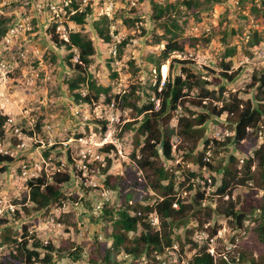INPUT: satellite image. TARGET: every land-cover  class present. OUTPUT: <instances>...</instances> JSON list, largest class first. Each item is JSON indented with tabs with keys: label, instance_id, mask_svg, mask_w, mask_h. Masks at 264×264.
<instances>
[{
	"label": "trees",
	"instance_id": "1",
	"mask_svg": "<svg viewBox=\"0 0 264 264\" xmlns=\"http://www.w3.org/2000/svg\"><path fill=\"white\" fill-rule=\"evenodd\" d=\"M70 1L73 9H76L80 0ZM225 1H150L151 20L155 29L160 30L158 34H153L154 43L162 44V49L145 57L151 67L145 68L144 81L132 83L128 89L117 94L112 93L111 86L101 85L89 72L96 49L82 28L92 13L90 3L81 11L76 10L69 15V21L81 29L70 31L67 41L59 40L56 35L51 37L57 47L74 50L76 55L73 65L70 62L73 55L64 56L72 75L63 72L62 84L74 105L93 107L102 98L106 104L113 102L118 110L128 114V121L118 128L114 138L122 142L126 137L131 143L129 161H123L122 173L110 172L117 158V149L112 143L98 147L100 161H84L91 172L102 177V187L110 194V199L102 202L79 198V203L82 202L86 208L84 214H87L89 221L101 224L103 239H98L95 233L87 244H76L67 238L58 245L51 241L44 245L34 234L28 235L25 225L19 236L12 231V223L21 216L16 210L10 220L0 217V245L10 247L8 253L0 258V264H53L55 259L65 257L73 261L83 258L86 264H159L157 255H162L174 243L183 249L181 238L175 231L186 225L189 215L195 221L196 228H209V239L217 227L214 224L208 227L204 225L209 224L215 216L230 219L237 226L242 225L247 218H252L257 225L247 231L248 235L240 242L237 256L228 259L214 258L206 244L197 246L195 241L185 237V243L196 251L184 264H264V141L259 142L258 135L261 130L264 131V71L253 70L241 92L225 95V84L233 82L239 74V69L233 70L232 62L236 47L226 44L228 33L241 41L243 52L248 56L251 50L257 49L264 41L262 33L249 28L246 38L237 25L228 32L226 28L220 30L221 25H218L212 28V32L222 33L225 47L220 61L215 65L217 69H196L189 60L173 58L169 61L163 82L159 74L161 65L171 54H184L186 49L194 48L197 42L208 44L210 38L182 37L185 24L190 18L199 20L201 13ZM246 1L239 0L238 4L244 7ZM250 13L264 19V0H260L258 6L252 3ZM8 21V17L0 16V38L6 33ZM123 21L132 27L138 18L125 17ZM222 21L226 23L227 19L223 18ZM109 22L102 15L92 23L94 31L104 43H111ZM51 31L54 32V29ZM141 34L146 35V30L142 29ZM131 38L125 37L115 43L117 59L121 58ZM54 56L50 55L49 59L54 60ZM129 64L134 73L139 70L132 62ZM175 66L179 69L174 70ZM223 115L225 125H221V128L230 134L222 140L205 138V124ZM6 118L0 114V141L4 139ZM96 124L95 135L101 139L106 133V122L96 120ZM41 127L40 117L34 125L37 135ZM83 129L87 130V127ZM75 136L81 138L86 135L77 131ZM55 147L43 150L44 157L47 158ZM220 149L227 151V157L220 158L216 164L203 160L207 151L211 150L212 158H215ZM177 155L201 168L205 167L213 182L215 175L219 176L214 191L217 196L214 205L213 200L206 203L205 192L196 188L199 180L205 179L201 174L185 168L187 177L184 181L176 180L177 176L169 165L176 161ZM12 162L13 157L0 153L1 172L6 171ZM54 164L56 169L51 176L41 169L36 177L26 181V191L20 200L15 201V204L22 205L26 213H45L52 205L77 201L76 194L68 197L63 188L70 182L72 175L81 178V170L76 168L74 159L67 151L65 163L55 160ZM174 167L179 168L180 165L174 164ZM189 179L192 182L188 183L185 191L196 188L191 202L177 195ZM83 184L82 181L81 189L85 193L90 191ZM238 187L242 188L240 195L232 198V192ZM26 203L29 206H24ZM95 206L99 209L97 213L93 211ZM152 218L157 220V225H152ZM56 221L60 222V219ZM70 223L76 228V223Z\"/></svg>",
	"mask_w": 264,
	"mask_h": 264
},
{
	"label": "rangeland",
	"instance_id": "2",
	"mask_svg": "<svg viewBox=\"0 0 264 264\" xmlns=\"http://www.w3.org/2000/svg\"><path fill=\"white\" fill-rule=\"evenodd\" d=\"M22 1L0 0V16L9 18L6 33L0 38V114L12 119L11 125L5 129L4 139L0 141V153L8 154L14 158V162L8 165L6 171H0V200L12 203L15 207L13 212H4L1 218L10 220L13 213L16 210L19 211L21 216L12 223V231L19 236L22 226L25 225L28 227V235L34 234L42 240L44 245L47 241L58 245L61 240L67 238L76 244H87L95 233L98 234V239H103L104 235L100 228L101 224L91 223L87 214H84L86 208L82 202L79 203V198L83 197L82 199L98 202L105 201L106 198L110 199V194L102 187L100 175L89 169L86 175H82L81 178L72 175V179L64 186L63 191L68 197L76 194L77 201L63 202L57 206L52 205L45 213L34 211L26 213L22 209V205L15 204V201L20 200L26 191L25 184L29 178L36 177L41 169L47 176H51L56 169L55 160L65 163L66 151L74 159L76 168L85 160L100 161L101 156L97 153V149L106 133L103 138L97 139L94 129L97 125L96 120L105 121L106 129L110 123L115 128L112 141L116 145L117 158L110 172L122 173L123 161H129L128 151L131 148V143L126 137L122 142L118 141L114 135L118 132V128L128 121V114L118 110L113 102L106 104L102 98L93 107L88 105L79 107L72 103L67 96L68 91L65 85L62 84V73L64 72L68 76L72 75L69 66L65 64L64 56L71 53L73 56L70 58V62L73 65L76 58L74 50H65L64 47H57L52 42V35L58 36V33L56 30L51 31L50 14L46 6H23ZM49 1L57 2L58 0ZM86 1L90 3L92 13L86 19L82 29L92 40L96 49L89 72L101 85L111 86V91L115 94L128 89L132 83L144 81L146 78L145 68L150 69L151 67L145 57L149 53H158L163 46L154 43L153 34H158L160 30L155 29L151 20L150 1L160 2L162 0ZM111 1L113 7L109 10L107 8ZM238 2L239 0H226L224 3L214 4L210 11L201 13L199 20L190 18L186 22L182 37L210 38V40L207 45L197 42L194 48L186 49L184 54H171L163 64L166 67V72L163 74L161 71L163 65L159 69L161 82L164 81L169 61L173 58L189 60L191 66L196 69L202 67L217 69L215 65L220 61L225 47L222 33L212 32V28L218 27V25H221L220 30L226 28L227 32L231 27L237 25L246 38H248L249 28H253L260 31L264 37V19L250 13L252 3L258 6L260 0L253 2L247 0L244 7H241ZM108 10L111 43H104L94 31L92 23ZM125 17L130 19L136 17L138 21L134 26L128 27L123 21ZM223 18L227 19L226 23L222 21ZM61 23L66 26V32L81 29L80 26L69 21L67 14L61 15ZM142 29L146 30V35L141 34ZM60 36L62 37V35ZM125 37L132 38L125 47L121 58L117 59L116 54L112 53L114 45ZM226 44L236 47V54L232 58L233 70L239 69L238 77L233 82L225 84V95L227 96L229 93L241 92L249 82L253 70L264 71V41L257 49L250 51V56L244 54L241 41L230 32L226 37ZM21 53L24 54V57H21ZM53 54L55 55L54 60L49 59V56ZM130 62L139 68L135 73L130 67ZM178 69V66L174 67V70ZM151 73L154 74V71ZM112 74H116V76L112 77ZM62 106L66 108L63 109ZM40 117L42 127L37 135L34 125ZM221 125H225L224 115L209 120L205 124V138L222 140L224 136L229 135L230 132L223 130ZM85 127L87 130L83 129ZM76 130L86 136L76 138ZM260 132L258 134L259 142H263L264 131ZM53 146L56 147L45 158L42 151ZM201 148L202 144L200 143L199 149ZM219 151L215 158H212L211 150L207 151L206 153H209L208 162L216 164L220 158L227 157V151L223 149ZM174 164H179L181 168L174 167ZM169 166L173 168L177 181H184V178L187 177L185 168L196 174H201L205 179L199 180V185H196V188L205 192L206 203L213 200L214 205L217 199L214 191L218 184V175H215L213 182L210 172L205 167L201 168L198 164L181 159L178 155L176 161ZM191 180L189 179L177 193L189 202L192 201L196 189L185 191L188 183L192 182ZM82 181L84 188L90 190L87 193L81 189ZM241 190L242 188H236L232 192V198L240 195ZM88 193L89 195L86 197ZM101 193L107 196L103 197ZM24 206H29V204L26 203ZM97 207L95 206L93 210L96 213L99 211ZM58 218L60 222L56 221ZM70 221L76 223V228L71 225ZM152 224L157 225V220H154ZM212 224L217 229L213 237L209 239L211 234L209 228L207 230L196 228L195 221L189 215L186 225L175 231V234L181 238L183 249L181 250L174 243L172 247L166 248L162 255H157L156 261L159 264H177L181 260L179 264H184L196 251V249H191L190 244H186L185 237L195 241L197 246L206 244L209 253L212 252L211 255L214 258L228 259L231 256H237L240 242L247 237V231L253 229L257 222L252 218H247L242 225L237 226L230 219L215 216L204 227ZM1 232L0 228V234ZM9 249L10 247L7 245H0V255L8 253ZM53 264H86V262L83 258L73 261L65 257L61 260L55 259Z\"/></svg>",
	"mask_w": 264,
	"mask_h": 264
},
{
	"label": "built area",
	"instance_id": "3",
	"mask_svg": "<svg viewBox=\"0 0 264 264\" xmlns=\"http://www.w3.org/2000/svg\"><path fill=\"white\" fill-rule=\"evenodd\" d=\"M87 4L88 3L86 0H80L79 2H77V8L73 9V7L71 6L70 0H58L57 2H51L49 0H23L22 1L23 6H29V7H33V6L41 7L42 5L46 6L47 11L50 14L51 28L56 30V32L58 33V36L56 35L58 37V39L59 40L61 39L64 41H67L68 33L70 31L66 32V29H67L66 26L62 25L61 15L67 14V16L69 17V15L73 14L76 10L81 11ZM112 7H113V3L111 1V2H109V6L107 9L111 10ZM109 10L102 13V15L108 17ZM60 35H62V37ZM112 53L115 54V51L113 50ZM20 55H21V57H24L23 53H21ZM75 62H76V58H75ZM82 95H83V92H82ZM11 122H12L11 118H6L4 129H6L7 126H10ZM114 130H115V128L112 127L111 123H110L106 129V136L99 143L100 146L105 144V143H112L115 145V143L112 141V135L114 134ZM15 131L17 132V129H15ZM260 133L261 132H259V134ZM206 154H207V157H205L204 159L208 161L209 160V153H206ZM96 158H98V157L96 156ZM77 169L81 170L83 176H85L86 173L88 172V168L84 162L81 163L80 165H78ZM201 184L204 185L203 182H201ZM101 195L103 197L107 196L104 193H101ZM225 198H227V196ZM106 200H107V198H106ZM5 208H6V210L4 211ZM14 208L15 207L12 203H6V202L0 200V217H2L4 215V212H13ZM154 220L155 219L152 218L151 221L154 222ZM210 254H212V252H210ZM1 257H2V254L0 255V258Z\"/></svg>",
	"mask_w": 264,
	"mask_h": 264
},
{
	"label": "bare ground",
	"instance_id": "4",
	"mask_svg": "<svg viewBox=\"0 0 264 264\" xmlns=\"http://www.w3.org/2000/svg\"><path fill=\"white\" fill-rule=\"evenodd\" d=\"M161 71L163 74L166 72V67L164 65L162 66Z\"/></svg>",
	"mask_w": 264,
	"mask_h": 264
}]
</instances>
